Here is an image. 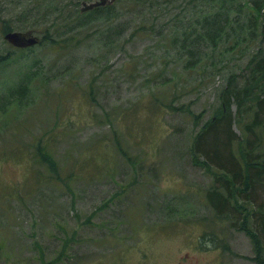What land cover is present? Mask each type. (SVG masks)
Segmentation results:
<instances>
[{"label": "rangeland", "instance_id": "374dc122", "mask_svg": "<svg viewBox=\"0 0 264 264\" xmlns=\"http://www.w3.org/2000/svg\"><path fill=\"white\" fill-rule=\"evenodd\" d=\"M37 1L0 0V55L13 57L0 68V264H261L228 219L199 240L213 173L191 153L248 53L222 41L191 65V0H112L99 16ZM8 23L68 43L15 47ZM39 141L58 170L34 155Z\"/></svg>", "mask_w": 264, "mask_h": 264}, {"label": "trees", "instance_id": "16d2710c", "mask_svg": "<svg viewBox=\"0 0 264 264\" xmlns=\"http://www.w3.org/2000/svg\"><path fill=\"white\" fill-rule=\"evenodd\" d=\"M80 2L82 0L74 1L76 5ZM191 2L194 3L193 14L182 25L183 31H180L183 35L181 47L194 59L191 65L198 64L196 56L202 50L204 55L209 44L215 45L222 41L227 43L233 40L232 47H241L243 56L248 53L241 71L233 70L228 74L220 91V105L196 131L191 145L194 160L210 168L213 173V182L206 195L214 213L210 219L205 218V222L202 219L204 228L199 240L205 238L207 228H214L216 221L228 219L251 236L257 253L254 259L264 264V227L261 226L258 231L251 227L252 219H257L258 225H262L260 220L264 221V199L258 200L256 194L264 188V0ZM43 3L45 1L40 4ZM108 3L87 10L86 14L98 13L99 16L113 9ZM34 4L38 6L39 1L35 0ZM74 8L72 12L75 14L77 8ZM198 13L197 18L190 21ZM30 26L44 25L40 21H32ZM45 27L47 29L40 42L47 41L65 48L68 40L59 39L54 28ZM8 30L9 23L5 28V31ZM12 59L11 54L0 55V68L10 64ZM29 76L26 75V79ZM12 97H16L14 91ZM172 108L177 109L176 105ZM35 149L34 155L38 156L39 161L48 162L52 169L58 170L50 149L46 150L41 141ZM216 238L213 230L206 242L213 243Z\"/></svg>", "mask_w": 264, "mask_h": 264}, {"label": "water", "instance_id": "95a60500", "mask_svg": "<svg viewBox=\"0 0 264 264\" xmlns=\"http://www.w3.org/2000/svg\"><path fill=\"white\" fill-rule=\"evenodd\" d=\"M112 0H83L81 10L87 11L100 5H105ZM4 38L16 47H26L37 44L41 41V36L37 34L33 29L8 30L4 34Z\"/></svg>", "mask_w": 264, "mask_h": 264}]
</instances>
